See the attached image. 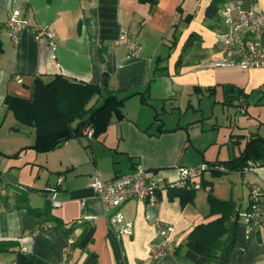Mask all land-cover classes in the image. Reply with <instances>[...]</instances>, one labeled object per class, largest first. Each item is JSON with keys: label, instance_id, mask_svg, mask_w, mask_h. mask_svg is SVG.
I'll use <instances>...</instances> for the list:
<instances>
[{"label": "crops", "instance_id": "0c3cea01", "mask_svg": "<svg viewBox=\"0 0 264 264\" xmlns=\"http://www.w3.org/2000/svg\"><path fill=\"white\" fill-rule=\"evenodd\" d=\"M211 2L0 0V264H192L185 243L196 224L211 218L209 189L218 198L233 199L240 212L237 224L228 223L226 261L264 264V231L249 233L241 216L252 185L264 188V165L248 160L241 168L226 169L222 173L231 186L220 193L211 176L213 169L223 170L225 162L243 157L250 137H264L262 112L253 116L249 110L252 96L264 101V66L217 64L226 55L220 34L230 29L223 7L234 3L259 13L264 0H227L216 17L206 14ZM14 9L28 21L16 40L7 26ZM38 28L53 37L38 36ZM192 34L197 39L184 48ZM257 37L264 43V32ZM128 39L141 45L137 56H129ZM55 74L102 86V95L88 107L99 106L109 93L129 94L124 116L112 114L92 138L83 129L61 145L37 150L34 128L16 119L5 127L12 113L4 99L6 94L28 98L35 79ZM218 94L206 128L199 118L186 126L162 117L174 108L201 111L203 98ZM139 165L172 181L180 166L205 165L196 181L207 192L198 191L185 206L170 198L169 190L155 203L130 200L121 210L133 222V234L119 235L90 183L95 173L109 180ZM157 220L174 227L172 244L159 258L152 252V245L163 241Z\"/></svg>", "mask_w": 264, "mask_h": 264}, {"label": "trees", "instance_id": "16d2710c", "mask_svg": "<svg viewBox=\"0 0 264 264\" xmlns=\"http://www.w3.org/2000/svg\"><path fill=\"white\" fill-rule=\"evenodd\" d=\"M141 1L155 3L156 0ZM226 2L227 0H212L206 11L207 16L216 17L220 6ZM195 39H197L195 34H192L184 48L193 45ZM101 88L102 86L95 83L55 74L48 80L35 79L32 94L28 98L6 94L4 104L20 125L34 128L36 134L34 148L47 151L61 145L75 134L81 135L88 125L94 128V136H96L108 125L112 114L124 116L123 106L129 94L109 93L99 106L88 107V102L102 95ZM248 160L261 162L264 165V137H250L243 157L225 162L222 166L223 170L213 169V173L241 168ZM203 186H207L206 181H203ZM198 188L173 187L168 189L169 196L179 198L181 204L185 206L194 201ZM262 197L264 200V188ZM208 202L211 218L196 224L187 235L186 256L192 264H229L226 261L231 247L228 223L230 221L238 223L239 209L233 199L218 198L211 189L208 191ZM46 209L47 206L43 209L44 212Z\"/></svg>", "mask_w": 264, "mask_h": 264}, {"label": "built area", "instance_id": "2783aa9c", "mask_svg": "<svg viewBox=\"0 0 264 264\" xmlns=\"http://www.w3.org/2000/svg\"><path fill=\"white\" fill-rule=\"evenodd\" d=\"M221 13L225 22L230 25V29L220 34V40L226 55L217 64L242 68H261L264 66V43L257 37L259 33L264 32V12L258 13L254 9H245L240 5L228 3L223 7ZM27 24L28 21L22 17L21 12L14 9L7 25L10 28L11 39L16 40ZM37 33L38 36L53 37V34L47 28H38ZM122 38H126V35L123 34ZM127 45L129 56L133 57L139 54L141 45H138L135 40L128 39ZM17 81L21 82L22 80L18 77ZM93 129L92 126H86L84 134L92 138L94 136ZM204 169H206L205 165L180 166L178 168V179L172 181L161 178L156 171L146 170L139 165L130 172L116 175L109 180H103L98 173H95L92 176L90 186L103 203L111 229L115 230L119 235H132L134 224L132 220L125 217L121 210L125 203L134 199L155 203L160 195L170 188L179 186H194L198 188L200 185L196 178ZM250 170H253V168ZM1 181L2 177L0 176V183ZM16 187L21 192L29 191L22 186ZM262 192V187L257 184L252 185L249 204L247 209L241 214L243 225L249 233L259 229L264 231V200ZM53 203L59 204L56 201H53ZM156 225L158 233L163 237V241L157 246L152 245V252L155 258H159L172 244L174 227L159 220H157Z\"/></svg>", "mask_w": 264, "mask_h": 264}, {"label": "rangeland", "instance_id": "374dc122", "mask_svg": "<svg viewBox=\"0 0 264 264\" xmlns=\"http://www.w3.org/2000/svg\"><path fill=\"white\" fill-rule=\"evenodd\" d=\"M219 95L218 94L217 96H212L211 99L209 98V96H205L200 104L199 107H201L202 109H200L201 111H198V112H195L192 108H190L186 113H184V108L182 109V111L179 109V108H174L173 109V113H168L167 114H162V117L165 119V120H171L172 122H180L182 123V125H186V126H193V124L195 123V120H198V124L201 125L203 124L204 127L206 128L208 126V123L209 122V118L210 116L208 117V115H210V111H211V108L214 104V101L216 100V98H219ZM197 102V99H194L192 100V104L197 106L198 104L196 103ZM249 103H250V113L254 116V115H257L258 112H262V117L264 118V101L263 102H258V97H256V95L252 96L250 99H249ZM174 105H178L177 103H174ZM171 105L168 104V107H170ZM220 106H223L222 104H220ZM169 111H171L170 108H168ZM224 108H227V106H225ZM232 108H235L234 106H232ZM236 108H238V106H236ZM235 108V109H236ZM202 110L206 111V114L203 116V113H202ZM239 115L240 116H244L245 114L243 113H240L239 112ZM250 118V115L248 117H244L242 118V122H247V119ZM15 120V117L11 114L8 119H7V123L5 124V127L7 128L9 123L11 121ZM202 126V125H201ZM13 134H17V135H20L21 133L19 132H15V131H12ZM32 138V137H31ZM211 176H213L214 178V184H215V189H216V192L217 193H220L222 191H226L227 190V187L230 189V186H231V182H230V179L228 178V176L224 175V173H211ZM242 179L241 180H237L236 184H237V187L241 185L242 183ZM244 186L247 185L246 183V180L243 184ZM207 192L206 189L204 188H201V189H198L197 192Z\"/></svg>", "mask_w": 264, "mask_h": 264}, {"label": "water", "instance_id": "95a60500", "mask_svg": "<svg viewBox=\"0 0 264 264\" xmlns=\"http://www.w3.org/2000/svg\"><path fill=\"white\" fill-rule=\"evenodd\" d=\"M105 81H106V78H105ZM15 130L20 131V132L23 133V134L29 135V132L26 131V130H24V129L15 128Z\"/></svg>", "mask_w": 264, "mask_h": 264}]
</instances>
